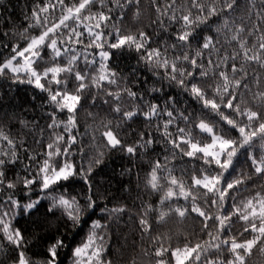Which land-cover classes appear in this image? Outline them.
Segmentation results:
<instances>
[{"label":"snow or ice","instance_id":"snow-or-ice-1","mask_svg":"<svg viewBox=\"0 0 264 264\" xmlns=\"http://www.w3.org/2000/svg\"><path fill=\"white\" fill-rule=\"evenodd\" d=\"M140 4L141 0H72L71 4L65 0H38L30 9V17H26L30 22L23 31L0 33L16 40L4 45L10 55L0 59V79L27 84L45 93L41 108L51 109L46 112L50 123L46 125L49 136L43 153L31 154L0 129V241L6 239L12 246L13 264H62L59 250L66 245L56 237L43 261L32 260L27 255L22 230L12 226V219L42 214L45 221L49 217L60 219L65 228L88 224L98 207L90 177L95 168L105 163L106 155L120 152L132 160L140 156L141 150L154 151L153 145L160 141L168 154L163 160L150 161L144 187L161 191L164 182L167 191L161 204L176 196L174 188L179 189L185 201L191 198L190 207L167 204L168 212L159 213L160 221L170 215L183 219L195 213L201 218V231L210 239L192 244L186 238L183 247L169 248L157 239L160 246L154 249L156 264H166L165 253H170L175 264H248L253 249L264 253V193L238 199L251 176L243 172L233 176L241 149L255 174L264 176V75L259 74L264 70V0H249L250 28L236 23L238 0H165L163 6L152 0L157 13L154 24L165 32L170 25H179L171 34L173 42L163 41L157 47H152L155 41L148 32L132 33L118 26L133 7L134 15H139ZM57 8L61 13L58 22L42 15ZM70 20L72 24L67 23ZM210 21L217 24L214 32ZM33 28L40 29L39 35L30 34ZM245 34L255 36L256 42L249 45ZM124 51H135L138 63L142 62L155 79H136V69L130 73L131 81L122 76L111 62ZM166 88L178 89L201 106V113L214 114L219 121L179 107L177 96ZM98 101L101 107L107 106L111 119L101 121V143L85 168L83 163L71 162V150L78 140L77 114L86 106H97ZM222 109L231 111L226 115ZM62 113L67 114L65 120L59 118ZM181 123L185 127H180ZM135 124H143L144 128L134 132L136 138L129 142L127 129ZM194 130L207 134L210 142L193 136ZM44 131L41 129V133ZM233 131L238 137L232 136ZM21 148L29 161L24 164L23 174L14 172L23 163L18 154ZM257 148L258 154L248 151ZM178 154L201 162L199 168L192 169L188 190L183 177L178 179L175 168L168 166L169 156L175 158ZM41 155L43 160H37ZM9 172L14 175L9 177ZM131 173L128 168L121 175ZM77 180L87 187L82 199L69 190ZM200 189L204 190L202 194ZM17 191H27L29 195L15 199ZM198 197L202 203H198ZM102 210L109 217L127 211L124 206ZM149 212V207H144L140 215L142 232L153 230ZM237 222H243L242 230L233 233ZM106 228L100 220L91 221L86 238L71 249L72 264H113L107 258Z\"/></svg>","mask_w":264,"mask_h":264},{"label":"trees","instance_id":"trees-1","mask_svg":"<svg viewBox=\"0 0 264 264\" xmlns=\"http://www.w3.org/2000/svg\"><path fill=\"white\" fill-rule=\"evenodd\" d=\"M38 2V0H0V33L10 31H23V29L30 22L26 17H30V9ZM55 3V0H52ZM259 3V0H256ZM66 4H71L72 0H65ZM158 3L163 6L165 0H158ZM239 7L234 13L236 23L239 25L243 23L247 27H251L249 23V0H238ZM94 12L96 8L92 9ZM136 9L133 7L131 12H128L122 23H119V27L127 32L146 31L153 35L155 43L152 47L159 46L163 41H167L169 44L173 42L171 34L176 31L179 25H170L168 31H163L153 21L157 19V13L155 6L152 4V0H141L139 15H134ZM60 10H49V20L52 22H58L60 16ZM215 20V18H213ZM67 23L72 24V21ZM83 23H94L91 21H84ZM215 31L217 26L213 21L209 22ZM80 30L83 31V24H81ZM40 29L33 28L30 31L31 35H39ZM205 35L209 33L205 32ZM245 37L249 41V45L256 42V37ZM222 41L223 36L219 37ZM85 43L87 42V34H85ZM16 40L9 37L0 36V59L10 55L9 49L4 45L14 44ZM24 45V41H21V46ZM80 47V46H78ZM229 51L231 47L229 46ZM91 51V50H90ZM138 54L135 51H124L122 54L114 57L111 65L122 75L128 77V80H132L130 73L133 69H136V79H152L144 64L138 63ZM215 58V57H214ZM162 71V70H161ZM259 74L264 75V70H259ZM167 83V82H165ZM209 83H213L209 81ZM134 89L135 84L131 85ZM166 91H172L177 99L180 101L179 107H186L188 112H195L196 114L207 117L210 121H219V117L204 112L201 113V106L191 100L186 94L180 92L178 89H167ZM46 94L40 92L32 86L27 84L12 83L7 78L0 79V129L5 133L10 134L14 138L18 145L22 144L27 147L31 154L43 153L45 146L48 143L49 130L46 129V125L50 123L47 119L46 112L51 109L41 108L44 102ZM107 106H100V102H97L95 107H85L77 114V129L78 140L72 147L71 162L80 165L84 164L87 167L88 159L95 154V148L101 143L100 131L103 129L100 127L101 121L111 119L106 111ZM225 114H229L231 110L222 109ZM92 112L94 115L89 116L88 113ZM66 113L60 114L59 118L66 119ZM233 115H235L233 113ZM223 125V122H220ZM226 127V125H224ZM180 127H185L183 123ZM144 128L143 124H135L131 129H127V139L129 142L135 140L134 132H139ZM41 129H45L41 133ZM97 129H100L97 131ZM62 129H57L60 132ZM175 132V128L171 129ZM75 134V133H74ZM125 133L122 131L121 135ZM193 136L200 139L203 142H210L207 138V134H201L198 130L193 131ZM233 137H238V133L233 131ZM95 137V140L93 139ZM159 140V137H157ZM40 141V143H36ZM0 146H3L0 144ZM186 147V146H184ZM148 152L141 150V154L138 158L130 160L125 153L111 152L105 157V163L94 169L90 180L92 182V191L96 193L97 205L95 214L91 215V219L88 224L83 225L80 228H72L70 225L68 228L63 226L60 219L56 217H49L47 221L44 220L42 214L32 216L30 219L27 215L24 217L16 216L11 220L12 226L20 228L26 240L27 255L37 262H41L45 259L50 244L55 242V238L59 237L64 240L66 247L59 250L58 260L62 264H72L71 249L79 245L88 234L89 225L92 220H100L102 224H106V246H107V258L113 261V264H156L157 258L154 254V249L159 247L160 244L165 248L169 247H183V244L187 240H190L192 244L197 242L203 243L210 238L205 235L201 229V218L195 213L187 215L181 219L174 216H166L163 221L159 219L160 212H168L167 204L172 207L176 206H189L191 205V198L188 201L182 196H179V189L174 188L176 193L170 201L166 204H161L160 201L167 191V186L162 183L163 190L151 191L144 187L145 174L150 170V161H155L157 158L163 160V157L167 155L166 146L163 141L153 145ZM82 149V151H81ZM179 151V150H177ZM250 152H256L258 154L259 149H250ZM23 163L16 166L14 172H20L23 174L22 169L24 164H28L29 161L25 158L23 148L18 153ZM43 156H37V160L42 161ZM60 162L63 160L61 158ZM239 163L237 164L236 172L233 176H238L241 172L251 176V179L247 181L243 187L238 199H248L256 192L264 193V176L257 175L251 166V161L248 159L244 149H241L237 157ZM169 167L175 168L174 175L180 179L183 177L186 190L191 187V176L193 174V168H199L201 162L192 160L186 156L178 154L175 158L169 156ZM35 168V164H33ZM132 169L131 174L121 175L124 169ZM14 172H9V177L14 175ZM199 176V173H195ZM69 190L73 195H78L81 199L87 194L86 185L77 180L70 185ZM203 189H200V193H203ZM194 195L196 193H193ZM29 193L27 191H17L14 196L15 199H20L22 196L27 197ZM235 195V193H234ZM3 199H7L4 195ZM35 198V197H34ZM198 203H202L201 197H198ZM231 204V201L226 204V208ZM124 206L127 211L120 214H114L113 216H107L102 209L107 207L109 209L114 207ZM203 206V205H202ZM144 207H149V222L153 226L151 232H142L139 224V218L143 213ZM154 209V210H152ZM214 214L217 213L216 209H212ZM104 217V218H102ZM11 218V217H9ZM235 220V217H233ZM17 220L19 223H17ZM211 223V221H209ZM243 222H237L233 226V233L241 229ZM3 235L0 230V236ZM247 235V234H246ZM250 238V237H249ZM159 239L160 244L156 243ZM0 245H7V240L0 241ZM11 245L0 246V264H13ZM227 255L222 254L221 259ZM164 259L167 262L170 260L171 264H175V259L170 256V253H165ZM248 264H264V253L258 252L253 249L252 255L248 258Z\"/></svg>","mask_w":264,"mask_h":264}]
</instances>
